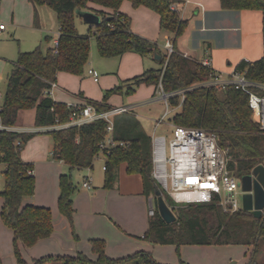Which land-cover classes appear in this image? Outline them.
<instances>
[{"label": "trees", "instance_id": "1", "mask_svg": "<svg viewBox=\"0 0 264 264\" xmlns=\"http://www.w3.org/2000/svg\"><path fill=\"white\" fill-rule=\"evenodd\" d=\"M34 5L46 4L55 13L59 25L57 44L42 50L36 46L30 51H19L14 65L7 75L3 101L0 105V125L13 126L21 109L35 108L34 124L37 127L53 125L56 121H68L73 106L55 101L46 91L55 82L58 72L81 75L89 60L91 38L94 37L97 51L102 57H114L132 51L144 56L160 51L156 43L134 33L129 16L118 11L123 0H31ZM92 1L110 8L111 13L96 10L87 4ZM133 6L144 5L160 16V29L173 35L174 51L159 58L160 67L147 69L143 73L121 81L106 90L101 101L88 100L97 111L111 109L107 103L113 94H130L139 84L161 85L166 92L185 89L179 96L168 101L178 107L171 121L180 126L201 127L217 136L218 144L227 150L228 168L238 178L251 173L258 165H264V132L252 119L247 94L228 85L219 96V88L201 84L210 78L214 69L184 56L175 48L176 39L185 30L186 22L171 9L172 0H129ZM224 10L238 11L255 9L262 13L263 53L254 61L240 60L234 71L244 73L253 81L264 84V0H220ZM91 10L100 15V22L85 34H79L75 26L76 10ZM48 40V37H45ZM165 57L167 60L165 62ZM258 92L262 90L256 88ZM107 122L96 119L79 126L45 131L52 139V156L70 168H92L100 143L106 135ZM37 131L15 132L0 130V163L4 187L0 217L2 223L12 231L13 253L17 264H27L23 259L19 242L26 247L49 237L53 232L51 210L45 206L24 204L35 192L34 174L28 173L33 166L22 161L20 152L24 144ZM114 140L125 142L124 146L104 150V188H111L117 170L125 163L128 173H138L142 179L144 195L153 197L154 213L149 220L145 237L156 244L175 245H242L251 247L250 262H253L260 241L264 239V209L259 218L240 208L234 213H225L213 203L187 204V208L176 205L152 177V142L134 111L128 110L113 115ZM75 186L69 174L59 177L57 207L70 225L74 213L72 194ZM156 190L164 194L167 204L176 215V220L166 223L156 208ZM92 251L97 255L91 260L82 252L75 255H47L33 259V264H164L156 261L144 250L123 257L112 258L105 253L102 239H90ZM166 264V263H165ZM175 264H188L179 260Z\"/></svg>", "mask_w": 264, "mask_h": 264}, {"label": "crops", "instance_id": "2", "mask_svg": "<svg viewBox=\"0 0 264 264\" xmlns=\"http://www.w3.org/2000/svg\"><path fill=\"white\" fill-rule=\"evenodd\" d=\"M172 3L176 5L175 11L179 18L186 22L185 30L175 41V48L184 56L199 62L208 60L215 71L225 75L232 73L240 60L254 61L261 57L263 41L260 10H224L221 8L220 0H172ZM87 5L106 13L112 12L110 8L100 6L92 1H89ZM10 8V26L0 20V24H4L0 33H5L10 28H13V32L19 28L36 29L46 33L44 38L52 39L55 46L59 35V25L55 15L57 29H55L54 36H50L48 34L50 32L46 28L48 19L52 18L48 11L51 9L49 6L46 4L34 5L31 0H10ZM118 11L129 16L130 28L134 33L156 43L160 51L158 54L160 58L165 53V39L172 40L173 35L160 29L159 14L144 5L133 6L129 0H123ZM93 25L84 22L76 14L75 26L79 34H85L90 27L93 31L95 28ZM35 43L34 41V44L21 49L33 50L36 47ZM154 54L157 53L142 56L139 53L128 51L120 56H101L106 59L101 66L106 65L110 68H106V70L102 68L105 74L101 77L99 75L98 81H94L86 71L90 80L97 85L92 94L86 90L88 87L84 83L85 79L82 78L84 72L81 75H75L60 71L56 75L55 87L50 90L49 95L55 101L71 106L84 105L88 100L101 101L103 91L118 85L123 80L137 76L147 69L159 68V58L156 59ZM16 58L14 56L11 60V68ZM89 61L85 66L86 70L91 68L88 67ZM112 63L113 67L110 65ZM110 98L107 103L111 108L130 107L145 131V124L151 123L153 129L159 125H156V121L166 108L165 102L158 98L157 89L153 85L144 83L136 87L133 94L127 98V103H118L116 99ZM142 105L148 106L150 115L144 116L138 113L137 108ZM161 105L165 106L162 111L159 110ZM173 108L175 107L169 106L170 112ZM172 115L164 123L173 131L170 126ZM34 117L35 108L21 109L18 111L17 120L13 126L3 127L0 125V130L6 128L15 132H38L24 144L20 152L22 161L33 166L35 182L37 180L35 193L32 197L26 198L23 203L50 208L53 232L49 237L39 240L31 247H26L19 242L22 257L27 264H33V259L41 256L75 255L77 252H82L91 260H95L97 255L92 251L90 239L104 240L105 253L112 258L144 250L149 252L156 261L164 264H175L179 260L188 264H227L232 254L226 253L222 247L225 245H181L177 251L175 245L156 244L146 238L144 235L149 227L151 217L148 213L151 196L144 195L141 176L138 173H128L125 163L120 164L111 188L103 187V163L100 172L95 176L91 174L94 162L92 168H82L86 171L81 175L79 188H75L72 194L74 213L72 225H70L68 219L59 212L57 207L59 177L64 174L67 164L53 158L52 139L45 132L48 129L35 126ZM146 133L148 132L146 131ZM161 134L166 135V132H161ZM3 170L4 165L2 172ZM85 177L91 178L90 189L82 187ZM42 182L44 188L39 191L38 187ZM0 204L1 211L3 204L1 196ZM0 233L5 236L3 238L6 241L7 255L13 256L15 259L11 229L2 223ZM9 239L10 245L8 246ZM245 249V255H247L248 247L245 246ZM11 250L12 253H9ZM2 253L0 248V257ZM15 264H17L16 259Z\"/></svg>", "mask_w": 264, "mask_h": 264}, {"label": "built area", "instance_id": "3", "mask_svg": "<svg viewBox=\"0 0 264 264\" xmlns=\"http://www.w3.org/2000/svg\"><path fill=\"white\" fill-rule=\"evenodd\" d=\"M170 7L176 10L175 4L172 3ZM3 28L4 24L1 23L0 30ZM164 49L166 56L174 51L173 41L170 38L165 39ZM201 63L210 66L208 60ZM87 73L94 81H98L99 73L96 70L89 68ZM201 84L216 86L219 91H223L228 85H233L235 88L244 91L248 96V106L252 112V119L264 132V84L250 80L244 73L238 71L225 75L215 70L210 74V78ZM53 87H55V82L50 83V88L46 91L48 95ZM256 88L262 92L256 91ZM184 91L185 89H178L166 92L161 85L157 87L158 98L165 102L166 108L162 116L156 121V125L164 123L165 117L170 112L168 99L171 96H179V103H181ZM128 110H130L128 106L97 111L89 103L75 105L68 121L64 123L56 121L46 128L51 130L79 126L96 119H104L107 122L106 135L99 145L100 152L103 153L109 147L125 145L124 141L114 140L112 137L113 115ZM170 126L173 131L169 141H167L165 134L153 132L151 135V174L159 187L179 203H213L225 213H234L242 208L236 198L240 187V178L228 168L227 150L218 144L216 134L201 127L180 126L173 122L170 123ZM102 168L104 169V166ZM28 173L34 174L33 170H28ZM90 179V177H85L82 187L90 189ZM148 213L150 216L154 213V207L151 204Z\"/></svg>", "mask_w": 264, "mask_h": 264}, {"label": "rangeland", "instance_id": "4", "mask_svg": "<svg viewBox=\"0 0 264 264\" xmlns=\"http://www.w3.org/2000/svg\"><path fill=\"white\" fill-rule=\"evenodd\" d=\"M48 11H50L52 18H50V20L48 19L46 28L48 29V32H50L48 34L50 36H54V32L56 31L55 29H57V24H56V20H55L56 14L52 9H49ZM10 12H11L10 0H0V20L2 22H4L6 25H9V22H10V19H9ZM44 31H46V30H44ZM45 34L46 33H42V31H39L36 29L30 30V29H25V28H19L18 30L14 31V32H13V28H10L5 33H0V75H1V78H0V103L3 101V94H4V90L6 88L7 75L11 70V60H13L14 56H15V58L17 57L19 51H26V50H23L21 48H26V47L30 46L31 44H34V41L36 42L34 46L39 45L42 50H46L48 47H53L54 45H53L52 39L46 40L44 38ZM90 42H91V50H90V59H89L90 61H89L88 67H91L92 69L96 70L101 77L102 75L105 74V72L102 70V68L106 70V68L108 69L110 67L106 66V65L101 66L103 61H105L106 59L102 58L99 55L97 48H96L94 37L91 38ZM159 43H161V41H159ZM34 46H33V48H34ZM164 54L165 53H163L162 55H164ZM166 60H167V57H165V62H166ZM111 61H113V60H111ZM110 65H111V67H113V63ZM86 68L84 70V73L82 74V78L85 79L84 83L88 87V88H86L87 92L92 94L93 91L97 88V85L94 84L90 80V78L88 77V75L86 73V71H87ZM105 91H103V94ZM133 92L130 94H125V93L118 94L117 93V94L111 95L110 99H112V100L116 99V101H118V103H120V102L127 103L128 102L127 98L130 97L133 94ZM218 93H219V96L222 97V91H219ZM164 107H165L164 105H161L159 107V110L161 109V111H162L164 109ZM178 108L179 107H175V108L171 109L172 111L168 114V116L165 117L164 121H167V118L170 117L172 114H174L178 110ZM137 111L139 114H143L144 116L150 115V111H148V106H146V105L139 106V108H137ZM148 121H150V120H148ZM145 129L150 136L152 135L153 132H155V133L166 132L167 141H169V139L172 136V129L170 127H168L167 125H165V123L159 124L158 126L155 127V129H153L151 123L150 124L148 123V124H145ZM103 159H104V154L102 152H99L94 159V166H93V169L91 170V174L93 176L97 175V173L100 172L102 163L104 162ZM2 168H3V165H2V163H0V191L3 190V187H4V178H3V174H2ZM85 171H86V169H74V170H72V169H70L69 166L66 165L63 173L69 174L71 177V181H72L73 185L75 186V188H79V185H80V182L82 179L81 175ZM36 183H37V180L35 182V190H36V186H37ZM43 188L44 187H43V182H42V183H40L38 189H39V191H41ZM242 194H243V190L241 189V187H239L237 194H236V198H237V201L240 205H242ZM162 195L165 196L164 194H162ZM174 203L176 205L184 207L185 209L187 208V204H192V205L197 204L195 202L179 203L176 201H174ZM151 205L153 207H155V203H154L152 195H151ZM0 206H1V204H0ZM0 225H2L1 220H0ZM3 236L4 235L2 233H0V242H1L0 248H1V251H3V253L1 254V257H0L1 264H15L14 257L7 255V251L5 248V244H6L5 242L6 241H5V238H3ZM7 243L9 246L10 245V239ZM222 247L226 250L227 254H229V253L232 254V257H230L227 264H264V239H262L260 241L258 251H257L256 255L254 256V260H253V262H250V263H249V260H250L249 256H250L251 249H252L251 247L247 246L248 247V252H247L248 254L247 255H245V250H246L245 246H242V245H225ZM9 253H12V250H11V252L9 251Z\"/></svg>", "mask_w": 264, "mask_h": 264}, {"label": "water", "instance_id": "5", "mask_svg": "<svg viewBox=\"0 0 264 264\" xmlns=\"http://www.w3.org/2000/svg\"><path fill=\"white\" fill-rule=\"evenodd\" d=\"M76 14L79 15L84 22L89 24H98L100 16L90 10L77 9ZM156 59L158 54H154ZM239 185L243 190L242 209L249 211L254 217L259 218L264 209V165H256L251 173L243 175L240 178ZM156 208L160 217L166 223H172L176 220V215L167 204L160 190H156Z\"/></svg>", "mask_w": 264, "mask_h": 264}]
</instances>
